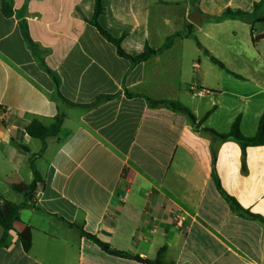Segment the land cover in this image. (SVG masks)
I'll list each match as a JSON object with an SVG mask.
<instances>
[{
    "label": "crops",
    "instance_id": "obj_1",
    "mask_svg": "<svg viewBox=\"0 0 264 264\" xmlns=\"http://www.w3.org/2000/svg\"><path fill=\"white\" fill-rule=\"evenodd\" d=\"M259 1L102 0L99 24L122 38L128 55L173 37L170 47L132 64L90 24L95 0H13L10 17L0 0V205H20V219L32 227L28 252L10 231L0 264H144L109 254L69 223L158 264H264V223L236 209L215 180L264 218V145L244 148L203 130L226 134L241 116L242 134L257 133L264 111V38L254 44L252 37V29L264 35V23L255 22L264 17L256 16ZM228 8L247 15L224 16ZM44 65L58 75L59 92ZM104 95L111 97L83 107ZM148 98L180 103L197 122ZM58 115L62 131L40 154L42 142L26 127L35 119L48 127ZM32 162L43 182L28 194ZM174 208L186 215L185 229L175 225Z\"/></svg>",
    "mask_w": 264,
    "mask_h": 264
},
{
    "label": "trees",
    "instance_id": "obj_2",
    "mask_svg": "<svg viewBox=\"0 0 264 264\" xmlns=\"http://www.w3.org/2000/svg\"><path fill=\"white\" fill-rule=\"evenodd\" d=\"M1 2H2V11H3L4 15L6 17L12 16L13 15V0H1ZM254 9L256 11L260 10V9H264V0H260L259 2L255 3ZM103 12H104V7L102 5V0H95V12H94V16H93L92 20L90 21V24H92L94 27H96L97 30L99 31V33L106 40H108L110 43H112L116 47L119 56L128 59L132 64H137V63L143 62V61L147 60L148 58L152 57L153 55L157 54L158 52L170 47V45L172 44L173 37H170L167 40V42L165 43V45L159 49H155V48H151V47L147 46L145 48L144 52L140 55H137V56L128 55L122 49V46H121L122 38H115V37L111 36L108 32H106L100 26L98 19H99V16ZM246 15H247V13L244 11H241V10L233 11L229 8L224 13V16H227V17H238V16H240L242 18H245ZM260 22L264 23V17L260 19ZM187 28L189 30L190 26H188ZM177 36H180V35L177 34ZM252 37H253L254 44H256L259 40L264 38V35L255 37L254 31L252 29ZM24 38L26 39L28 45L33 50H35L37 45L31 39L27 29L24 31ZM198 44H199V46H201L200 43H198ZM205 53L210 56L212 63L216 64L219 68L226 70L224 63H222L220 60L216 59L214 56H211L207 50H205ZM45 69H46L47 73L52 77V79L56 85V88L59 92L60 79H59L58 75L46 66H45ZM127 95L131 96L130 93H127ZM59 96H60V98H62L64 100V102H66L68 104H73V103H70L69 101H67L66 99H64L60 94H59ZM110 97L111 96H109V95L100 96L94 103L89 104V105H83V107L89 108V107L96 106L100 102H102L106 99H109ZM147 100H148V103L150 106L168 107L174 111H179V112L186 114L194 123L197 122V118L193 115V113L187 107L183 106L180 103L172 102V101H158V100H153L150 98H148ZM209 115H210V112L207 113L203 118H201L199 120L198 124L204 123L208 119ZM63 121H64V115H58L55 117L54 123L48 127L44 126L39 120H36V119L33 120L26 127V132L30 137L38 139L42 142V150H41L40 154L43 153L47 147V142H46L47 138L52 137V136H56L62 131ZM240 124H241V116H238L235 119V121L233 122L231 130L226 134L218 133L217 131H215L211 128H204L203 130H204V132H206L207 134H209L210 136H212L213 138H216V139H221L224 141L235 140L238 143H240L244 148L264 145V111H263V114L260 118L258 130H257V133L255 136H253V137L244 136L241 132ZM31 168L33 171L34 179H33L32 183L30 184L28 194L35 191L38 184L43 182L42 176L37 171L33 162L31 163ZM215 180H216V184H217L219 191H221L226 196V198L230 202H232L233 206L236 209L241 210V212L243 214H245V215H247L253 219L260 220L262 223H264V218L261 217L260 215H255V214H252V213L242 209L238 205V203L235 201V199L230 197L229 195H227V193L223 190L219 179L217 177H215ZM20 210H21V206L18 204H15L13 202L4 200L1 203V205H0V227L2 228L3 232H2V236L0 238V247L8 245L9 233L11 230H15L18 234L19 242L21 243L23 249L26 252H28L32 246V227L20 219V214H19ZM69 224L71 226L76 227L81 232L82 235L86 236L87 238L93 239L95 242H97V244L104 251L108 252L109 254H111L113 256L121 257V258L134 259V260L141 262V263H144V264H158V263H155L149 259L142 258L140 256H132L126 252H121V251L115 250V249L111 248V246L109 244L102 242L97 237H95V236L91 235L90 233H87L86 231H84L82 226L76 225V224H71V223H69Z\"/></svg>",
    "mask_w": 264,
    "mask_h": 264
},
{
    "label": "built area",
    "instance_id": "obj_3",
    "mask_svg": "<svg viewBox=\"0 0 264 264\" xmlns=\"http://www.w3.org/2000/svg\"><path fill=\"white\" fill-rule=\"evenodd\" d=\"M172 218L175 225L180 229H185L186 225V215L179 209H172Z\"/></svg>",
    "mask_w": 264,
    "mask_h": 264
},
{
    "label": "rangeland",
    "instance_id": "obj_4",
    "mask_svg": "<svg viewBox=\"0 0 264 264\" xmlns=\"http://www.w3.org/2000/svg\"><path fill=\"white\" fill-rule=\"evenodd\" d=\"M258 12H256L257 14H256V16H260V15H264V10H262V9H260V10H257ZM248 17L249 18H254L255 17V14H250V15H248ZM255 19H253L252 21H254ZM256 23H257V25H259V24H262V22H259V19H258V21H255ZM254 22V23H255Z\"/></svg>",
    "mask_w": 264,
    "mask_h": 264
}]
</instances>
